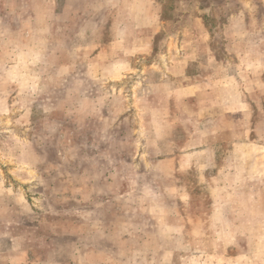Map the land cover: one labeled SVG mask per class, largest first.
I'll return each mask as SVG.
<instances>
[{"label": "rangeland", "instance_id": "374dc122", "mask_svg": "<svg viewBox=\"0 0 264 264\" xmlns=\"http://www.w3.org/2000/svg\"><path fill=\"white\" fill-rule=\"evenodd\" d=\"M257 2H0V25L9 12L14 16L9 21L12 31L0 28L4 47H0V231L4 232L5 229L6 233L15 234L30 230L43 215L45 221L54 220L64 227L65 232L73 234H50L47 224L41 227L42 231H29L27 236L33 244L29 250L31 260H28V264H100L98 262L101 259L103 264H120L118 259L116 262V254L111 249L114 240L108 241L109 237H117L126 227H138V231L144 232L147 218L135 211V208L131 211L132 200L124 199L123 204L130 206V210L121 214L119 209L100 211L96 208L94 219L97 217L102 226L96 225L91 232L92 236L84 238L88 236L83 231L84 222H87L85 217L92 214L78 209L84 204L83 190H80L83 185V166H91L93 161L89 158L99 164L100 152L109 154L111 142L113 145L122 142V151L127 147L125 149L139 151L137 155H140L142 151L146 153V142L150 141L152 145L147 150L156 151L155 159L160 158V154H163L162 157L170 154L181 156L176 164L171 163V168L187 167L189 162H194L190 154L192 146H195L191 143L194 132L186 134L170 130L165 125L170 120L175 126L183 125L184 121H189L190 116H184L183 119L181 116V120L175 113L164 116V104L166 100L169 102L170 112L173 109H189L190 103L182 104L177 97L182 94L179 90L182 83H189L184 77L181 79V76L186 74L187 79L209 77L224 64L227 71V63L231 62L235 63V67L230 65V70L235 69L232 73L237 77V82L232 86L236 87L237 95L242 94L243 99L240 101L238 97L237 102L230 105L243 107L248 113L228 117L223 115V109L219 112L218 107H210L207 113L200 112L192 116L193 121L196 117L205 124V132L201 137L204 144L217 140L213 154L220 168L213 167L208 173L222 169L223 178L218 180L222 186L235 187L236 191L242 188L251 190L249 195L227 194L223 196V204L217 205L218 219L224 225L218 222L219 225L213 228L217 236L215 248L220 253L227 248V255L230 256L222 257L224 260H220L219 264H237L241 261L264 264V46H260L263 49L260 52H255L251 46H242L246 42L252 45L264 44V12H260ZM34 7L38 14L37 27L42 34L40 41L30 39L29 18L15 19ZM245 11L249 12V18L244 16ZM17 25L20 26L18 30H22V26L27 30L25 42L19 37L18 31L15 32ZM145 25H153L151 32L133 30V27L141 28ZM132 42L138 45L134 46ZM232 43H236L235 47L230 46ZM12 44L22 47V50H9ZM231 49L239 50L235 52ZM196 50L204 51L197 57ZM98 53L107 57L108 65L122 59L120 66L123 74L118 79L100 82L98 78H92L99 73L96 65L87 70L86 76L85 69L89 68L87 65ZM236 54L242 55L244 59L237 58ZM183 58L193 61L179 63ZM183 68L186 71L179 73ZM172 93L171 99L166 98L165 94L170 96ZM95 107L100 113L93 116ZM199 108L200 105H196V109ZM212 110L216 112L214 115H211ZM159 122H165L163 131L169 132H166L168 137L157 140L159 134H153L152 130L157 131L153 125ZM228 122L231 124L229 128L236 131L225 129L212 135L215 134L217 123L227 127ZM241 122L252 124L253 130L251 127L241 130ZM188 128L187 131L194 129ZM182 137L184 140L180 147L174 141ZM245 138L248 140L244 145L242 143ZM228 140L237 142L229 147ZM101 146L109 151L104 147L101 149ZM117 149L118 153H122L120 148ZM123 153L127 154V151ZM144 153L142 160H145ZM85 158H88L87 163ZM134 160L139 161L138 157ZM12 161L14 163H7ZM138 161L135 164L141 172L144 170L142 161ZM204 164L202 161L201 166ZM151 168L148 175L153 181L164 180V173L168 174L169 171L168 167L159 166L156 161ZM125 171L131 178H122L119 183L122 191L130 192L136 184V172L132 171L130 163L126 164ZM190 173L193 177L197 174L194 170ZM180 175H177V181H182ZM174 181L172 178L171 182ZM203 182L207 186V180ZM108 184L106 191L109 194L115 189V179L109 180ZM259 188L263 190L262 193L258 192ZM213 198H217V195L208 193L203 201L191 205L199 208L197 212L201 213L205 221L215 220L214 212L210 211ZM134 200L136 203L138 199ZM172 203L177 205L178 199L173 198ZM69 207H76V211H68ZM195 212H188V216L194 219V215H199ZM4 220L13 225L2 228ZM240 226L248 229L251 235L243 234ZM148 228L150 238L139 246L162 250L164 254H153L155 257L147 263L195 264L191 258L179 263V252L175 253V257L167 255V252L183 248L184 245H192L185 241L184 231L177 234L179 241L167 242L169 238L166 235L170 228ZM191 232L197 233L196 229ZM41 242L46 249L41 250ZM200 244V250L206 253L210 243ZM85 246L90 250L86 251ZM7 247L8 242L2 240L1 248ZM244 251L252 255L248 262ZM37 253H40V260L35 257ZM139 254L144 255L141 251ZM231 254L237 258L234 260ZM241 256H244L243 259L239 258ZM120 258L128 264L132 255L122 253Z\"/></svg>", "mask_w": 264, "mask_h": 264}, {"label": "crops", "instance_id": "0c3cea01", "mask_svg": "<svg viewBox=\"0 0 264 264\" xmlns=\"http://www.w3.org/2000/svg\"><path fill=\"white\" fill-rule=\"evenodd\" d=\"M5 0H0V2H3ZM10 1V0H9ZM256 1L259 4V10L260 12H264V0H250L251 4H255ZM8 2V0H7ZM244 16L246 18H249V12H243ZM259 16V15H258ZM257 16V17H258ZM12 17H14L11 12H9L7 15H5V18L3 19L0 28H5L8 29L9 31H12V26L9 21L12 20ZM7 18V19H6ZM29 18L30 20V39H35L36 41H40L42 38V34L40 32V29L37 27V20H38V14L37 11L34 8L28 9V11L23 15L19 16V18L15 19H22L25 20ZM12 27V28H11ZM20 26L17 25V28L15 32L18 33L20 38L27 40V30L22 26V30L19 29ZM153 25H145L141 28H136L133 27L134 31H139L141 33H144V31H149L151 32ZM153 34V33H152ZM26 35V36H25ZM240 42V41H238ZM38 43V42H37ZM134 46L138 45L137 43H133ZM236 43L230 44L231 47H235ZM7 45V44H6ZM39 45V43H38ZM117 45V44H116ZM12 47H9V50H22V47H16L13 44L9 45ZM243 47H253L255 48L256 51H262L263 49L260 46H264V44L261 45H252L249 43H243ZM0 47H3V39L0 37ZM31 47V46H30ZM30 49V48H29ZM237 52L239 49H231V51ZM204 51V50H202ZM200 50H196L195 54L196 56H200ZM245 52L246 50L243 49ZM244 52H243V57H244ZM37 54V52H36ZM96 57L89 62L87 65L89 68L85 69V74L87 76V70H91L93 68V65H96L99 69V73L97 74L98 76L92 77V78H98V81H108V79L113 80V79H118L122 73V66H120V63H122V59H117L115 62L110 63L108 65L107 57H102L100 53L95 54ZM237 58L244 59L242 55L236 54ZM255 59V58H254ZM264 59V58H262ZM193 60L191 59H180L179 63L185 64L187 62H191ZM239 61H244V60H239ZM235 63H227V71H225V64L223 67L218 68L217 71L214 70V73L211 74L209 77H201V78H196V79H187L186 74L181 76V79H186L189 81V83H182L180 86L181 90V95H178V101L181 102L182 104H188L190 103V110L187 109H173V112H170L171 105L169 106V102L166 100V103L164 104V116H169V114L175 113V115H179L178 119H182L184 116H190V119L188 122L184 121L183 125H178L175 126L171 120L170 123L168 121L167 124L165 125V122H159L158 125H153V127L157 131H153L154 133H158L159 136L157 140L160 139V137L166 138L168 137L169 131H163L164 125L165 127H169L168 129H173L177 131H182L183 133L187 132H194L192 138H191V143L195 146H192V150L190 151L191 158L194 159V162L190 163L186 167H180V166H175L171 168V163L174 162V164L177 163V160L181 156H172L170 155H164L160 154L161 157L158 159H155L156 156V151L152 152L147 150L149 148V145L151 144L150 141L146 142V150L142 151L145 156V160H142L141 157L143 156L142 153L140 155H137V152L139 151H134V149H123V147H120V145H124L122 142L117 143L113 145V142L110 144L112 146L110 147V151L105 147L101 146V149L104 147L109 151V154L107 153H101L99 154V164H95L94 159H90L93 161L91 163V166L84 165L82 171V177H83V185L80 186V190H83V198H84V204L82 207L78 209H83L86 213H91L92 215L86 216L85 219H87V222H84V235L88 233L87 237L84 238H90L91 232L94 231V229L98 226H102L101 221L95 217L93 213L95 212L96 208H98L100 211L105 210V209H114L118 211L121 214L123 211L126 212L127 210H130V206L127 207V205L123 204V200H127L128 198L132 200V205H131V211H137L139 214L146 216L147 218V223L144 225L145 231L140 232L138 231V227L135 229L133 227H126L124 231L119 232L118 236L115 238H110L108 241H113V244L111 245V249L115 252L116 254V262L117 259L121 262L120 264H125L124 261L121 260L120 254L122 253H129L132 255V259L128 262V264H157V262L150 263L147 261L155 257V255L158 256V253H163L162 250H155L152 247H146V246H139V244L142 245L143 241H148L150 237L149 236V226L150 227H163V228H170L169 229V234L166 236L169 238L167 242H174V241H179L178 240V235L180 232L184 231L185 233V241L191 243L192 245H184L183 248H178L175 251L167 252L168 256H173L175 257V253L179 252V263H182L183 261H186L188 258H191L195 264H219V261H223V258H228L230 257L227 255V248L223 250V252H219L218 248H215V242L217 241V236L214 232L213 228H216L219 224H223L224 222L220 221L218 219L216 211L218 210L217 205H222L223 204V196L225 195H237V194H244V195H249L251 194V190L249 188H242L238 189L236 191V188L232 186H222V183L218 180L223 178V173L222 169H218L217 171L213 173H208L210 169L215 168L216 166L220 168V165L218 166L217 157L213 154L214 148L217 146V140H212L210 143L204 144L201 137H203V134L205 132V124H202L196 117L193 121V115H197L198 113H207L209 108L211 109L213 107H218L219 112L223 109V115L225 116H234L235 114H243L245 115L247 110L243 107H237V106H232L230 104L236 103L237 99L239 97L240 101H242L243 96L242 94L237 95V90L236 87L232 86V84L237 82V77L234 72V70H230V65H234ZM200 66L202 64L199 63ZM103 69V70H102ZM186 69L183 68L179 71L185 72ZM121 72V73H119ZM180 74V75H181ZM226 84L228 86H226ZM228 89L227 92L225 90ZM175 92V91H174ZM173 92V93H174ZM173 93L168 96V94H165L166 98L171 99L173 96ZM175 98V97H174ZM196 105H200L199 110L196 109ZM94 106H92L93 108ZM98 108L95 107L93 110V116L97 115L100 113V111H97ZM216 112L212 110L211 115H214ZM26 114V112L24 113ZM200 117V116H199ZM181 120V119H180ZM229 122L228 126L224 127L221 126L220 124H216V129H215V134L213 133L212 135L219 134L220 130H229V131H236L232 128H229ZM243 128L241 130H244L246 128L251 127V131L253 130L252 124H248L247 122H241L240 123ZM231 125V124H230ZM102 126V125H100ZM188 127H193V130H188ZM255 127V126H254ZM154 129V130H155ZM251 133V132H250ZM184 137V136H183ZM182 137L181 140L179 141H174L176 142L175 144H179L180 147L183 145L184 140ZM248 140V139H247ZM246 138L243 139L242 144L247 143ZM250 140V139H249ZM237 142V140H228L227 144L229 147L232 146ZM148 143V144H147ZM153 143H155L153 141ZM152 145V144H151ZM154 145V144H153ZM155 146V145H154ZM234 146V145H233ZM232 146V147H233ZM122 151V153H118V149ZM127 151V154H124L123 152ZM135 152V153H134ZM186 152V150H185ZM200 156V161H198V156ZM138 157L139 161H142L143 165V171H138L139 168L136 166L134 158L136 159ZM206 158V159H205ZM38 157L36 156V160ZM85 163H87L88 158H85ZM159 166H165L169 168L168 174L164 173V180L160 181V179L153 181L150 174L152 171L153 163H155ZM202 161H204V166L202 165ZM216 162V165H215ZM7 163H14L12 162H7ZM130 163L132 165V171L136 172L135 178H136V184L134 185V190L132 189L130 192H125L121 190V184L119 183L122 178L128 179L131 178L129 173L125 171L126 164ZM150 163L152 164L150 166ZM22 164H25L22 162ZM94 164V165H93ZM220 164V163H219ZM224 164V163H223ZM141 165V164H140ZM139 165V166H140ZM223 166V165H222ZM147 169V171H146ZM191 170H194L197 174L196 176L193 177V175L190 173ZM221 173L219 176L217 175L218 173ZM180 175V178L182 181H177V175ZM133 178V177H132ZM170 178V181H169ZM174 179L175 181L172 183L171 179ZM115 179V189L111 191L112 193H107L106 187H109V180H114ZM200 179V180H199ZM207 180L208 184L207 186L204 185V180ZM217 180V181H216ZM216 183V186H213V184ZM112 186V184H111ZM213 186V187H212ZM117 187V188H116ZM116 190V191H115ZM135 191V193H134ZM259 193H262L263 190L259 188ZM215 194L217 195V198H213L214 200L211 201V204L213 208H210V211H213V217L215 220H204L203 216L199 211L198 207H192L191 205L195 203H199L203 201V198L207 194ZM131 194V195H128ZM206 194V195H205ZM75 195V193H74ZM229 196V198L231 197ZM138 197V198H137ZM138 199L137 202L135 203L134 199ZM177 198L178 199V204L174 205L172 203V199ZM218 199V200H217ZM121 209H120V204ZM133 207V208H132ZM220 209V206H218ZM76 207H73L72 209L69 210H75ZM195 214L199 215H194V219H191L190 216H188V212L190 211H195ZM131 214V213H130ZM162 218V219H160ZM151 219V220H150ZM219 222V224H218ZM10 222H6L4 220V223L1 225L2 228H6L8 226H12L13 224H7ZM35 227L28 230H22L21 232L18 231L15 234L11 233H6L5 229L3 230L4 232L0 231V264H28V260H31V252L29 250L32 248L33 241L28 239V234L29 231L32 233V231H37L38 229L41 228L43 225L47 224L49 226L48 233L50 234H59L63 236H67L68 233L73 236V234L70 233V231L65 232L66 230L64 229L63 226H61L59 223L55 222L54 220L51 221H45L43 215L39 217V219L36 222ZM69 223V222H68ZM97 225V226H96ZM229 225V224H228ZM233 226V225H232ZM236 227V226H233ZM242 229L243 234H250V231L248 229H244V227L240 226ZM113 227H110L111 229ZM115 229V228H113ZM196 229L197 233L194 234L191 232V230ZM229 234V232H228ZM227 234V235H228ZM246 234V235H247ZM43 235H40L42 237ZM107 236H109L107 234ZM143 236H147L148 238H143ZM231 236V235H230ZM140 237V238H139ZM116 239V240H115ZM232 240V238H230ZM261 241L263 242V239L260 238ZM2 240H5V242H8V247L6 249L1 248V242ZM36 241V240H35ZM233 241V240H232ZM200 242L204 243H210V248L205 250L206 253L200 250L201 244ZM37 243V241H36ZM35 244V243H34ZM42 242L38 245V247L43 250V248L46 249L43 245H41ZM194 244V246H193ZM176 246V244H175ZM86 247V251L90 250V248ZM195 247L194 251L193 250H188ZM202 249V248H201ZM187 250V251H183ZM142 252L144 255L139 254V252ZM262 257H264V250H262ZM41 253V251H39ZM201 252V254H200ZM39 253V254H40ZM245 255V258H247V262L250 260L252 255L249 253V251H244L243 252ZM39 254H35V257L39 258ZM42 254V253H41ZM155 254V255H153ZM192 254V255H191ZM233 259L235 260V257L233 254H231ZM244 256L239 257L240 259H243ZM223 257V258H222ZM42 258V257H41ZM102 260V261H101ZM100 264H103V259H101ZM43 262V259L41 260ZM174 262V261H171ZM57 263V262H55ZM237 264H247L245 261H241Z\"/></svg>", "mask_w": 264, "mask_h": 264}]
</instances>
